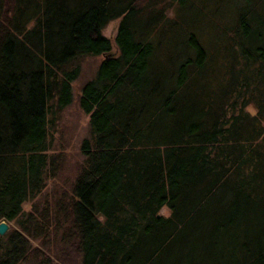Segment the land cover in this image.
<instances>
[{"label":"trees","instance_id":"trees-1","mask_svg":"<svg viewBox=\"0 0 264 264\" xmlns=\"http://www.w3.org/2000/svg\"><path fill=\"white\" fill-rule=\"evenodd\" d=\"M231 1L213 33L196 0H0V264H264V0ZM95 53L83 162L24 209L62 165L49 123Z\"/></svg>","mask_w":264,"mask_h":264},{"label":"rangeland","instance_id":"rangeland-1","mask_svg":"<svg viewBox=\"0 0 264 264\" xmlns=\"http://www.w3.org/2000/svg\"><path fill=\"white\" fill-rule=\"evenodd\" d=\"M199 4L205 2L207 5L206 13L199 15V23L204 28L205 31L215 32V23L219 21V15L222 14L223 10L229 9L231 5V0H196ZM221 3L222 10L219 11V6L216 7L215 4ZM175 2L173 7L167 8L168 15L173 16L176 12ZM203 5V4H202ZM204 6V5H203ZM188 14L190 15L193 7L191 5L186 6ZM120 17L109 20L102 29V32L106 35H110L112 38V47L114 51H118V46L115 42V34L118 28V20ZM208 39V36L204 37V40ZM102 60V54H87L80 60V73L77 77L73 78V98L66 104L61 111L56 113L49 123V140L50 148L54 154L55 152L62 153V165L54 173L53 176H47L42 190L35 195L23 202V208L29 209L32 206V201L36 200L40 204L46 199H52L53 191L55 189V197H57L64 188H70V183L76 176V172L83 162L84 153L81 150V144L84 140L83 138L90 135L89 127V112H85L79 103V96L81 91V86L90 77L96 74V69ZM252 108V106H250ZM160 211L164 214H169V208L167 205H163ZM11 225L18 227L15 220H11ZM31 242L42 247L47 251L52 257H55L56 252L62 248H68L63 245L61 240H48L42 241L40 237L30 236ZM69 246V245H68ZM70 253L74 254L71 250ZM77 258V260H76ZM71 260V264H78V256ZM57 259V258H56ZM19 264H38L36 261L28 260L25 262H20Z\"/></svg>","mask_w":264,"mask_h":264},{"label":"water","instance_id":"water-1","mask_svg":"<svg viewBox=\"0 0 264 264\" xmlns=\"http://www.w3.org/2000/svg\"><path fill=\"white\" fill-rule=\"evenodd\" d=\"M9 228V222L5 218L0 219V233L5 232Z\"/></svg>","mask_w":264,"mask_h":264}]
</instances>
